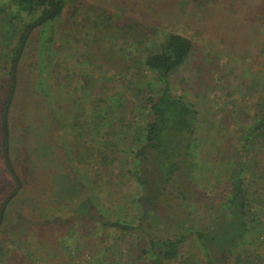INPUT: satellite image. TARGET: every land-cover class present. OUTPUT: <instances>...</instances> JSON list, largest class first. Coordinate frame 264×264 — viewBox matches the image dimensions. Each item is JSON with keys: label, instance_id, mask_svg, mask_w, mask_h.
<instances>
[{"label": "rangeland", "instance_id": "obj_1", "mask_svg": "<svg viewBox=\"0 0 264 264\" xmlns=\"http://www.w3.org/2000/svg\"><path fill=\"white\" fill-rule=\"evenodd\" d=\"M66 4L61 19L53 22L52 32L48 26L35 27L16 68L17 89L11 96L5 122L7 157L2 155L0 147V207L4 204L0 221V264H151L149 260L139 259L140 245L135 236L121 234L94 220L100 206L106 215L104 221H115L119 214L133 223L136 220L138 208L133 200L137 191L131 180L112 178L98 186L101 177L107 180L109 175H115L122 165V157L129 156L125 152L126 141L120 136L114 139L113 135L105 133L110 130L103 128L96 135H99L96 141L88 135L84 147L82 142L78 147L71 119L82 117L89 125L91 117L102 113V109L97 113L87 111L88 114L82 111L80 107L85 108L87 103L83 104L80 99L84 86H80L77 97L73 93L75 98H72L76 82L53 85L44 77L50 68L40 74L41 64L50 63V58L55 57L50 48H57V58L64 56L68 63H74L81 54L93 55L88 58L93 64L87 62V57L79 58L85 60L79 70L99 77L97 82L91 79L96 90L91 93L95 94L94 98L88 97L97 102L98 89L105 88L108 95L118 90L127 91V85L121 86L113 77V68L127 66L129 57L133 56V49L129 48L132 43H124L121 33L116 31V45L122 51L118 54L117 49H111L112 28L135 22L148 32L149 39L157 40L167 33H178L189 39L191 52L172 74L170 87L175 96L197 109L193 162L201 188L208 194L212 188L225 186V159L235 153L240 136L250 125V120L245 118L253 114L258 101L264 98L261 92L264 0H67ZM75 7L81 10L75 21L82 22L84 15L92 18L94 13L102 18L98 29L103 32L102 40L91 42L92 50L87 49L84 42L91 38L92 32H98L91 23L80 33L81 43L70 49L58 47L61 27L71 21L70 10ZM101 22L112 23L111 29ZM1 27L0 23V40L3 41ZM19 29L21 31V25ZM49 32L55 33L53 43L48 42ZM11 43L0 47V146L4 116L1 110L7 95L14 41ZM146 45L143 43L142 49ZM40 55L42 63H38ZM129 64L134 73L139 65ZM43 77L41 89L35 87V80ZM52 107L57 112H53ZM58 113L63 114V127L58 125L59 130L54 127L55 119L60 118L56 116ZM125 117L138 120L129 114ZM77 131L74 129L75 133ZM113 155L119 158L110 161ZM109 165L113 172L107 175L104 167ZM175 211L178 214L183 210L177 207ZM76 215L84 217L76 218ZM197 215L194 211L189 217H194L195 222ZM183 246V250L194 255L197 264H203L201 249L194 241L187 240ZM182 254L188 258V252ZM183 260L163 264H188V259Z\"/></svg>", "mask_w": 264, "mask_h": 264}, {"label": "trees", "instance_id": "obj_2", "mask_svg": "<svg viewBox=\"0 0 264 264\" xmlns=\"http://www.w3.org/2000/svg\"><path fill=\"white\" fill-rule=\"evenodd\" d=\"M66 2L67 0H53V13L37 24L49 14L51 10L49 0H0V23L1 30H4L2 35L4 40H0V47L10 45L14 41L8 67L7 95L1 110L3 115L7 114L11 107L10 96L15 94L17 89L16 68L31 33L39 25L43 28L50 27L52 32L53 22L61 19L67 9ZM92 9L98 10L93 7ZM80 11L77 7L70 10L72 19L67 26L61 27L62 32L58 36L61 42L59 49L66 47L70 49L81 43L83 37L80 33L87 24L91 23L93 29L100 28L99 19H102L100 14L94 13L92 18L84 15L81 18L82 22L75 21L74 18ZM104 23L101 22L102 25ZM111 24L103 26L111 29ZM114 28L116 29L112 28L110 31V48L114 51L117 49L118 54L122 51L116 45L118 40L116 31L118 34L120 32L124 43H132L129 48L133 49V56L129 57V63L139 65L134 73L131 72L133 68L129 63L123 68L118 66L113 68V77L120 81L121 86L126 84L129 93L118 90L108 95L106 89L102 88L96 92L97 102L90 101L88 97L94 98L95 94L91 93L96 90L92 84L94 80L91 79H96L94 82H97L99 77L95 78L87 72L80 71L85 60L79 58L85 59L86 55L81 54L74 63H68L64 56L63 59L57 58V48H50L55 56L50 58L52 59L50 63L43 64L41 55L38 59V63H42L40 74H43L46 68H50L44 77H47L48 81L51 80L53 85L57 83L59 87L62 83L67 85L68 82L70 85L76 82L71 92L72 98H75V95L77 97V91L81 89L79 87L84 86L80 90L84 93L80 99L83 104L85 101L87 103L85 108L80 107L82 111L88 114L87 111L96 112L99 108L102 109V113L91 117L93 120L89 125L86 120H81L82 117L71 119V130L77 138L78 147L81 142L84 147L88 135L96 141L99 136L96 135L103 128L110 130L105 133L113 135L114 139L120 136L126 141L125 152L129 156L122 157L120 160L122 165L115 175H109L113 172L110 165L104 167L105 174L107 173L109 177L107 180L105 177L99 178L98 186L102 183L107 184L112 178L131 180L137 191L133 200L138 208L136 220L133 223L125 219L127 216L119 214L115 221H104L106 215L102 206L98 208L95 219L92 218L100 225L111 227L121 234L135 236L140 245L139 259L149 260L151 264H163L179 258H184V262L188 259V264H197L194 255L183 250V245L190 239L201 249L203 264H264V98L258 101L253 114L245 118L250 120V125L240 136L235 153L225 159L227 161L224 168L225 186L217 190L212 188L206 194L201 188L193 162L197 141L195 135L197 109L182 97L175 96L170 87L172 74L185 63L191 52V41L178 33H167L160 37L161 40L149 39L148 32L135 22L124 23ZM92 33L91 38L84 41L87 49L91 50L94 49L91 42L98 40L99 43L103 35L99 30ZM48 35V42L53 43L56 39L55 33L49 32ZM24 37L23 52L16 67L13 68L18 47ZM143 43H147L145 49H142ZM92 56L86 58L90 64H93V61L88 58ZM124 57L125 55H122V59ZM112 58L115 59V56ZM107 61L110 62V59ZM140 70L144 72L140 73ZM44 77L35 80L34 86L42 87ZM261 85L263 93L264 74ZM9 98L10 102L7 104ZM46 101L50 104L48 100ZM52 111L57 112L54 107ZM128 114L135 116L141 121L140 124L138 120L125 117ZM56 116L60 118L55 119L54 127L59 130L58 125L63 123L61 118L63 114L58 113ZM74 129L79 131L75 133ZM3 131L2 125L3 141L0 146L2 155L5 142ZM101 140L107 142L103 138ZM119 155L110 156L109 160L113 161L114 158H119ZM127 165L129 168H125ZM177 207L183 210L182 213H176ZM194 211L198 213L195 222L192 221L194 217H189ZM79 216L81 219L84 217L76 215V218ZM185 252H188V258L182 254Z\"/></svg>", "mask_w": 264, "mask_h": 264}, {"label": "water", "instance_id": "obj_3", "mask_svg": "<svg viewBox=\"0 0 264 264\" xmlns=\"http://www.w3.org/2000/svg\"><path fill=\"white\" fill-rule=\"evenodd\" d=\"M49 1H50L49 5H51V10H50L49 14H47L42 20L38 21L37 24H40L42 21H44L45 19H47V18L53 13V11H54V4L52 3L53 0H49ZM30 30H31V28H29L28 31H30ZM24 39H25V37L22 39V42L20 43V45H19V47H18V51H17V53H16V56H15V59H14V63H13V68L16 67V64H17L18 58H19V56H20V54H21V52H22ZM13 87H14V84H12V88H13ZM10 97H11V96H10ZM9 102H10V98L8 99L7 104H8ZM6 109H7V106H6ZM5 122H6V113H5L4 116H3V123H2L3 126H4V131H3V133H4V138H5V140H6L7 131H6V124H5ZM4 155H5V157H7V144H6V141H5V143H4ZM12 174H13V176L16 178L15 173H12ZM16 182H17V178H16ZM3 208H4V204L0 207V221H1V218H2Z\"/></svg>", "mask_w": 264, "mask_h": 264}]
</instances>
